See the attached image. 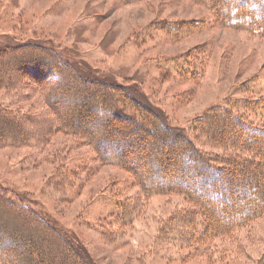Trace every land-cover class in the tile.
Masks as SVG:
<instances>
[{
  "label": "rangeland",
  "instance_id": "obj_1",
  "mask_svg": "<svg viewBox=\"0 0 264 264\" xmlns=\"http://www.w3.org/2000/svg\"><path fill=\"white\" fill-rule=\"evenodd\" d=\"M17 42L52 44L90 77L130 81L142 102L185 133L226 98L264 97V35L222 24L217 12L199 0H0V49ZM189 62H203L200 79L189 76L188 66L189 73L184 72ZM175 63L180 65L174 68ZM170 69L173 73L165 77ZM13 97L0 92L5 106L16 107ZM35 101L21 107L39 113ZM250 119L264 123V114L257 111ZM71 142L58 135L42 150L0 149V185L71 237L90 264H256L260 259L264 218L233 239L195 245L183 238L178 218L186 198L144 195L116 165L101 167L67 205L62 192L48 186L57 164L68 155V167L75 171L87 152L89 163L94 160L89 147L56 158ZM259 189L253 186L242 202L258 203ZM121 201L128 207L116 221Z\"/></svg>",
  "mask_w": 264,
  "mask_h": 264
},
{
  "label": "trees",
  "instance_id": "obj_2",
  "mask_svg": "<svg viewBox=\"0 0 264 264\" xmlns=\"http://www.w3.org/2000/svg\"><path fill=\"white\" fill-rule=\"evenodd\" d=\"M199 1L216 11L222 24L264 35V0ZM75 62L52 44L17 42L0 49V92L14 95L16 105L0 102V149L42 150L62 135L72 142L56 158L85 147L94 152L92 165L87 152L75 171L68 167V155L57 164L48 186L62 192L67 205L101 167L116 165L144 195L186 198L178 218L183 238L195 245L233 239L264 218V123L250 119L257 111L264 114V97L226 98L185 133L142 102L130 81L95 79ZM185 65L194 80L204 75L203 62ZM176 71L182 76L181 66ZM34 100L39 113L25 112L21 106ZM33 125L38 127L27 128ZM82 173L86 176H77ZM249 176L259 177V183L245 181ZM256 185L259 202L243 203ZM19 200L0 185V264H90L71 237ZM127 207L122 202L116 221ZM256 264H264V252Z\"/></svg>",
  "mask_w": 264,
  "mask_h": 264
}]
</instances>
